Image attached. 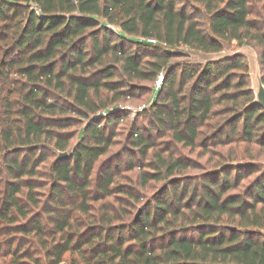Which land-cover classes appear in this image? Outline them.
Here are the masks:
<instances>
[{
    "label": "trees",
    "instance_id": "trees-1",
    "mask_svg": "<svg viewBox=\"0 0 264 264\" xmlns=\"http://www.w3.org/2000/svg\"><path fill=\"white\" fill-rule=\"evenodd\" d=\"M188 1L0 0V264H264V167L236 150L264 152L249 66L187 52L255 47L264 82V0ZM150 93L127 125L144 160H101L131 114L119 105ZM185 148L211 168L186 175ZM121 154L139 184L165 182L137 221ZM10 234L28 248L12 250Z\"/></svg>",
    "mask_w": 264,
    "mask_h": 264
},
{
    "label": "rangeland",
    "instance_id": "rangeland-1",
    "mask_svg": "<svg viewBox=\"0 0 264 264\" xmlns=\"http://www.w3.org/2000/svg\"><path fill=\"white\" fill-rule=\"evenodd\" d=\"M188 1V0H186ZM189 2V1H188ZM253 7H258L261 10V4L256 3V0H252ZM194 7H197V5H194ZM264 12V11H263ZM200 15V14H199ZM202 17V14L199 16ZM204 18V17H202ZM188 53H190V59L196 62L204 63L209 60L213 59H218L222 58L225 56H233L235 54L241 53L244 55L247 64L250 69V75L252 79V85H253V80L255 77V65H256V60H259V51L257 48L248 46V45H239L237 41H233L230 44H227L225 46V49L223 52L218 53V54H205L201 52H195V51H190L189 49L187 50ZM173 61H181V58H176ZM156 88V87H155ZM153 95L146 94L141 100L136 101V102H127L125 104H120V108H126L128 111L131 112L130 115L123 116L122 117V123L125 126H118V129L116 130L115 137L113 138L114 145L112 146L110 152L103 156L101 160L106 159L110 155L118 154V153H123L124 149L130 150L129 145H128V137H129V128L128 124L132 123L134 119L139 115V112L143 111L145 107L149 106L151 102V98ZM149 120L146 117V114L143 115L142 117L139 118L138 120V127L143 130L145 127L148 125ZM127 147V148H125ZM235 146H233L234 148ZM237 151H240V156L241 158H244L246 160H249V155H253L254 158L252 161H247L251 162L254 165L257 166H263L264 167V152L259 150V148L255 145L252 146H247L245 144H240V148H236ZM133 150H130L129 154L132 153ZM135 152V151H133ZM124 154V153H123ZM123 154H121L120 158H123ZM179 156L182 159V161L186 164H190V168L185 170L186 175H200L205 172V170L211 168V163H209V155H204L203 152H201L200 149H196L194 151L190 150L189 148L181 149L179 152ZM213 158L216 160V156L212 155ZM131 159L134 160V163L138 165L139 160H144L140 157V155H130ZM151 157L148 156L146 159H150ZM127 158H123V164L121 165V168L116 170L117 173H119L118 176V182L119 183H125L128 186L133 187V191L136 194L137 197H139V201L136 202L135 208L132 210V217L138 212V209L143 207V205L148 201L151 196L155 193L156 190L160 189L162 185L165 183L164 181L162 182H155V181H150L147 184H139V172L140 168L139 166L134 167L133 169H129V165L127 164ZM247 175V174H244ZM257 173H251V175L247 176L245 178V181L242 183V186L245 187L250 180H252L254 177H256ZM48 192L49 188L43 189V191L39 192L40 195L39 198L41 199L42 203L48 204ZM38 193V192H37ZM38 199V195L36 196ZM1 200V196H0ZM42 205V204H41ZM39 212H42L40 208H37L33 210L32 214L29 215L28 219L35 215L38 214ZM27 220L25 219L24 221L21 220L20 223H26ZM10 226V225H9ZM11 229H13V226H10ZM11 232V231H10ZM20 238L19 236H16L14 234H10L9 236L6 237V241H8V244L10 245V248L12 250H15L21 245V249L25 250L28 248V244H25L26 241H28L27 238H20L19 240H16ZM66 262H68L66 260Z\"/></svg>",
    "mask_w": 264,
    "mask_h": 264
},
{
    "label": "water",
    "instance_id": "water-1",
    "mask_svg": "<svg viewBox=\"0 0 264 264\" xmlns=\"http://www.w3.org/2000/svg\"><path fill=\"white\" fill-rule=\"evenodd\" d=\"M243 56H244L243 54L238 53L230 57L237 58V57H243ZM253 86H254V91H255V96H256L254 104L264 109V82H263L262 71H261L259 60H256L255 77L253 80ZM69 155L70 154L68 152H63L59 155V159H66L69 157ZM142 210H143L142 208H139L138 212L135 215V221L138 220L139 216L142 213Z\"/></svg>",
    "mask_w": 264,
    "mask_h": 264
},
{
    "label": "built area",
    "instance_id": "built-area-1",
    "mask_svg": "<svg viewBox=\"0 0 264 264\" xmlns=\"http://www.w3.org/2000/svg\"><path fill=\"white\" fill-rule=\"evenodd\" d=\"M147 41L150 43H156L157 42L155 39H148ZM162 82H163V74H160L158 76V79H157L156 84H155L156 89L162 85ZM61 264H67V263L63 262Z\"/></svg>",
    "mask_w": 264,
    "mask_h": 264
}]
</instances>
